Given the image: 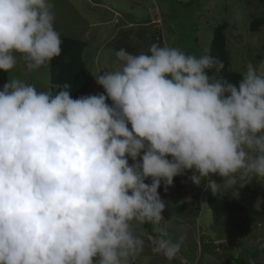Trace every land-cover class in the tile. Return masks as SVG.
Returning <instances> with one entry per match:
<instances>
[{"label": "clouds", "instance_id": "9594fccd", "mask_svg": "<svg viewBox=\"0 0 264 264\" xmlns=\"http://www.w3.org/2000/svg\"><path fill=\"white\" fill-rule=\"evenodd\" d=\"M53 9L0 0V70L61 55ZM115 55L94 77L103 93L73 99L69 83L15 77L0 88V264H133L145 247L133 222L165 221L161 182L191 171L215 194L212 175L226 187L264 178V60L234 83L207 51ZM183 243L162 231L151 250L172 260Z\"/></svg>", "mask_w": 264, "mask_h": 264}, {"label": "rangeland", "instance_id": "374dc122", "mask_svg": "<svg viewBox=\"0 0 264 264\" xmlns=\"http://www.w3.org/2000/svg\"><path fill=\"white\" fill-rule=\"evenodd\" d=\"M52 3L55 28L61 36L86 43L82 59L93 77L87 95L104 91L94 79L98 71L118 67L115 45L133 55L147 52L150 45L158 43L199 56L208 52L213 29L223 21L229 24L225 35L230 71L242 74L248 64L257 66L264 60V27L258 33L250 32L251 21L264 17V0H52ZM153 11L158 17L149 24ZM49 68L50 65L28 71L18 58L16 67L9 73L0 70V82L3 86L15 77L44 90L50 86ZM191 175V171H186L174 177L173 186L167 191L161 182L158 193L166 202L162 212L165 221L150 224L149 228L133 222L134 233L145 240L144 250L134 258L133 264H237L236 260L243 256L242 245L258 252L250 264L261 263L264 217L248 218L227 208L225 211L229 212L215 227L205 201L208 196L217 197L264 212V178L256 177L243 186L238 180L237 184L226 187L222 177L212 175L211 179L221 183L213 194L208 180L196 186L188 178ZM162 231L173 241L184 237L179 253L172 260L151 250Z\"/></svg>", "mask_w": 264, "mask_h": 264}, {"label": "trees", "instance_id": "16d2710c", "mask_svg": "<svg viewBox=\"0 0 264 264\" xmlns=\"http://www.w3.org/2000/svg\"><path fill=\"white\" fill-rule=\"evenodd\" d=\"M157 17H158V13L156 11H153L152 14H150L149 22L154 23L157 20ZM263 27H264V17L255 18L250 23V32L258 33L261 31ZM228 28H229V24L226 21H223L221 24L217 25L213 29L212 39L208 52L213 57L223 62L224 67L219 73H216L217 77H224L225 79H228L235 83L241 79V74L234 73L229 70L228 53L226 50L227 38L225 35ZM61 40H62L61 55L59 57L54 58L50 62V68H49L50 86L55 84L69 83L71 84V88H72L71 95L73 99L78 98L80 96H86L93 82V77L82 59V53L86 47V43L78 40L68 39L62 36H61ZM115 47L116 49L114 50L116 51L120 50L118 49L120 48L118 47V45H115ZM213 73H215L214 69L210 71V74ZM0 88H2L1 82H0ZM205 202H206L205 203L206 208L209 214H211V217L213 218L216 224L215 227H217L218 220L224 218L226 215L225 213L232 211V209H234V211H237L241 213L243 216H246L248 218L250 217L261 220L264 217V212H259L250 206H246L243 204L233 205L217 197L214 198L208 196ZM201 205L205 206L202 200H201ZM227 208L229 209V211L226 212L225 209ZM149 225L150 223H145L143 224V227L149 228ZM149 233L152 236H154L151 231H149ZM242 246L244 248V251L242 252L243 256L239 257V259L236 260V263L250 264L251 259L255 258L258 252H256L255 250H251L248 246H244V245ZM256 263L257 262H255L254 264ZM258 264H264V258L262 259V262Z\"/></svg>", "mask_w": 264, "mask_h": 264}, {"label": "crops", "instance_id": "0c3cea01", "mask_svg": "<svg viewBox=\"0 0 264 264\" xmlns=\"http://www.w3.org/2000/svg\"><path fill=\"white\" fill-rule=\"evenodd\" d=\"M122 23V22H121ZM150 24V22H148ZM148 23H145V24H148ZM124 24V23H123ZM133 24H128L127 26L129 27H134V26H140L139 24H135L134 26H132ZM143 25V24H142ZM120 31V28L117 30V35H118V32ZM115 35V36H117Z\"/></svg>", "mask_w": 264, "mask_h": 264}]
</instances>
